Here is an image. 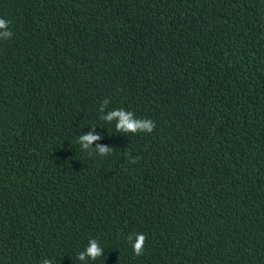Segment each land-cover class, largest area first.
I'll return each instance as SVG.
<instances>
[{"label": "trees", "instance_id": "obj_1", "mask_svg": "<svg viewBox=\"0 0 264 264\" xmlns=\"http://www.w3.org/2000/svg\"><path fill=\"white\" fill-rule=\"evenodd\" d=\"M0 18V264H264V0Z\"/></svg>", "mask_w": 264, "mask_h": 264}, {"label": "clouds", "instance_id": "obj_2", "mask_svg": "<svg viewBox=\"0 0 264 264\" xmlns=\"http://www.w3.org/2000/svg\"><path fill=\"white\" fill-rule=\"evenodd\" d=\"M11 35H12V32L9 30V22L3 18H0V39H4V40L9 39ZM116 115L120 117V122L117 125L118 128H127L133 131L136 128H146L150 132L153 128L152 122L150 121L133 122L129 119L130 114H125L124 112H113L109 117H107V119H111L112 116H116ZM81 139L83 141L90 142L96 139V137L89 134L87 136L82 137ZM84 146L87 147V144H85ZM99 151L103 153L107 151V149L101 147ZM127 240L131 241V236H128ZM144 241H145V236L143 234H137V239L134 242H132V245H131L133 248V253L135 255H141L143 253ZM99 253H100V249L96 246L95 242H92L91 246L87 249V254L94 259L99 255ZM83 256L84 254L81 253L80 258L83 259Z\"/></svg>", "mask_w": 264, "mask_h": 264}]
</instances>
